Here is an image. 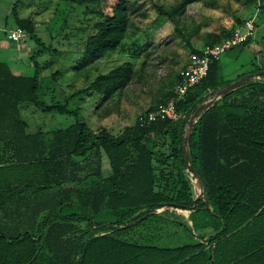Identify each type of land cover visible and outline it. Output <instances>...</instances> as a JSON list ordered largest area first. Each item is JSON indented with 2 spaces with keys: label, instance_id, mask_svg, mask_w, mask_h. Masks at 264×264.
<instances>
[{
  "label": "trees",
  "instance_id": "16d2710c",
  "mask_svg": "<svg viewBox=\"0 0 264 264\" xmlns=\"http://www.w3.org/2000/svg\"><path fill=\"white\" fill-rule=\"evenodd\" d=\"M59 1L83 6L85 11L102 17L94 25L96 32L85 41L82 64L107 52L123 50L127 23L124 0H115L110 14L102 13L108 0ZM196 1L200 0H182L176 7L158 12L171 20L186 5ZM14 22L40 48L37 53H41L43 46L35 37L33 24L28 19L15 18ZM131 71L132 64L127 62L98 74L81 92L93 91L102 99L111 97L125 86ZM235 83L238 86L234 90L221 95L228 99L227 103L202 109L193 117L196 119L189 128L188 121L196 108L210 95L222 93L230 84L221 81L217 63H211L206 77L188 90L176 106V111L186 116L184 120L158 121L144 126L136 123L123 129L119 136L112 137L100 131L88 139L87 128L76 110H68L65 104L47 106L39 99L35 72L31 76H12L6 65L0 63V144L12 150L10 155H0V212L12 205L20 193L29 191L38 199L48 189H56L52 197L58 196L59 200L36 201L31 206L32 213L41 216L36 225V237L39 239L40 232L49 223L83 222L85 229L104 233L93 240L103 253V250L107 252L109 237L105 233L111 231L131 241L123 246L125 249L116 241L111 250L114 252L111 260L120 264L149 248L153 236L141 235L137 232L139 229H155L163 224L179 226L163 220L155 213L158 209L193 211L210 217L212 213L232 211L234 204L230 201L234 197L264 196V69L240 75ZM172 95L173 91L166 94L160 105ZM22 103L30 104L41 113L70 116L73 123L53 132L46 146L43 135L25 134L16 108ZM165 138L170 147L168 158L175 160L179 169L190 173L200 189L199 197L194 200L186 181H182L171 196L154 191L150 148ZM100 154L106 157L111 170L105 179L100 178L98 169L93 172L97 182L86 175L82 178L74 175L73 168L84 173L91 171V158ZM80 158L84 160L83 167L77 166ZM261 177L263 182L258 181ZM59 180L65 184L70 180L69 183L82 187L74 189L77 201L71 199L68 187L65 189V184L61 187ZM55 223L51 226L59 227ZM29 238L25 237L26 243ZM38 239L29 243L36 246ZM4 240L0 231V254ZM10 244L7 243L6 248L10 249ZM11 256L10 251L6 252L9 264Z\"/></svg>",
  "mask_w": 264,
  "mask_h": 264
},
{
  "label": "rangeland",
  "instance_id": "374dc122",
  "mask_svg": "<svg viewBox=\"0 0 264 264\" xmlns=\"http://www.w3.org/2000/svg\"><path fill=\"white\" fill-rule=\"evenodd\" d=\"M181 1L124 0L127 23L123 50L107 52L85 64L80 62L85 41L96 32L94 25L102 17L85 11L83 6L59 0H0V13H6V18L8 16L5 27L8 29L13 26L11 13L20 14V7L26 5L25 12L31 15L35 37L42 44L43 51L37 53L40 48L26 36L23 43L26 48L19 59V74L31 76L35 72L39 99L47 106L65 104L68 110H76L87 128L88 139H91L100 131L115 137L123 129L133 127L140 116L156 108L166 94L172 93L178 73L186 66L190 54L222 38L256 9L261 10L257 8V0H200L186 5L171 20L159 14L158 11L165 12ZM115 4V0H108L102 7V13L110 14ZM240 48L244 49V46ZM235 51L237 49L227 52V55L235 56ZM127 62L132 64L131 76L113 96L102 99L93 91L81 92L98 74H105ZM238 64L236 62L228 68L230 73L226 79L234 77L242 69L250 72L264 69V55H260L252 65ZM227 101L221 96L210 95L205 103L220 105ZM19 118L26 133L43 135L46 146L53 132L73 123L70 116L41 113L27 103L20 104ZM169 150L167 138L150 148L154 191L171 196L182 181H186L191 195L198 196L200 189L195 179L186 170L179 169L175 160L168 158ZM90 164L91 171L84 173L73 168L74 175L78 178L86 175L97 182L93 176L96 169L101 179L111 171L103 154L92 157ZM77 166H84L83 158L77 159ZM58 182L61 187L65 184V181ZM69 182L64 187H68L71 199L77 201L78 194L74 189L82 187ZM54 192L56 189H51L50 195ZM170 211V208H165L161 215L166 216Z\"/></svg>",
  "mask_w": 264,
  "mask_h": 264
},
{
  "label": "crops",
  "instance_id": "0c3cea01",
  "mask_svg": "<svg viewBox=\"0 0 264 264\" xmlns=\"http://www.w3.org/2000/svg\"><path fill=\"white\" fill-rule=\"evenodd\" d=\"M25 6L20 7L21 15L17 12L11 13L13 26L8 29L5 28L8 16L6 18V13H0V63L6 65L12 76H21L19 59L26 48V44H23L26 35L21 43H13L7 38V34L16 27L15 18L28 19L33 24L31 15L25 12ZM258 7L261 10L256 9L254 14L241 21L253 19L256 30L252 40L244 46V49L236 48L235 56L226 53L217 63L221 81L230 82L228 85L232 86L226 93L238 86L233 85L237 77L250 73V70L242 69L234 77L226 79V75L230 73L228 68L236 62L252 65L259 60L260 55H264V41L262 42L264 1L262 3L257 1ZM199 50L201 49L197 51ZM10 61L12 64H9ZM1 105L2 102H0ZM19 106L20 104L16 106L18 119H20ZM25 134L30 135L26 132ZM10 154H12L11 148H5L1 143L0 155ZM262 180L263 177L258 179L260 182H263ZM18 195L17 199L14 198L12 205L0 212V231L1 236L5 238L1 243L5 248H2L0 254V264H9L7 262L9 257H5L6 252L9 251L12 254L11 264H114L111 260L114 252L111 250H114L116 241L118 244H123L122 247L131 244L130 240L107 231L105 233L109 236L106 242L107 252L103 250L102 253L97 242L93 240L104 233L85 229L83 222H53L59 224V227H52L53 223H49L42 229L38 239L36 225L41 216H35L31 206L36 201L52 199L56 201L59 197L53 198L50 195V189L38 199L29 191ZM199 195H191V199L194 200ZM230 202L234 204L232 211L212 213L210 217L173 208H170L172 211L166 216L161 215L162 211L155 212L163 220L172 221L179 226L163 224V227L155 229H139L137 232L141 235L153 236L148 243L149 248L138 251L120 264H264V196L243 195L234 197ZM26 236H30L28 243L25 242ZM36 239L39 240L38 245L29 243ZM9 242H11L10 249L6 248ZM88 243H90L89 246ZM104 258L106 260H102Z\"/></svg>",
  "mask_w": 264,
  "mask_h": 264
},
{
  "label": "built area",
  "instance_id": "2783aa9c",
  "mask_svg": "<svg viewBox=\"0 0 264 264\" xmlns=\"http://www.w3.org/2000/svg\"><path fill=\"white\" fill-rule=\"evenodd\" d=\"M255 30L253 19L245 20L217 42L210 46H205L198 53L190 54L186 66L178 73L173 95L164 104L158 105L153 110L147 111L140 116L137 120L139 126L158 121L184 120L186 116L178 113L176 106L187 91L206 77L211 63H218L227 52L247 45L252 40ZM24 36V32L18 27H15L7 34V38L13 43H21Z\"/></svg>",
  "mask_w": 264,
  "mask_h": 264
},
{
  "label": "water",
  "instance_id": "95a60500",
  "mask_svg": "<svg viewBox=\"0 0 264 264\" xmlns=\"http://www.w3.org/2000/svg\"><path fill=\"white\" fill-rule=\"evenodd\" d=\"M233 85H238V83H234ZM231 87L232 86H227V88L222 93L216 94V96H221V95L226 94L227 90H229ZM210 105H211L210 102H206L203 105H200L199 107L196 108V110L193 113V116L188 121L189 128L191 127V123L194 122L193 117H195L202 109H206V108L210 107ZM164 209L165 208H161V209H158L156 211H163Z\"/></svg>",
  "mask_w": 264,
  "mask_h": 264
}]
</instances>
